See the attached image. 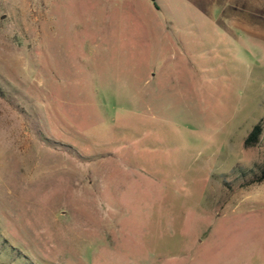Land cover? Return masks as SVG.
Here are the masks:
<instances>
[{"label":"rangeland","instance_id":"1","mask_svg":"<svg viewBox=\"0 0 264 264\" xmlns=\"http://www.w3.org/2000/svg\"><path fill=\"white\" fill-rule=\"evenodd\" d=\"M264 0H0V264H264Z\"/></svg>","mask_w":264,"mask_h":264},{"label":"trees","instance_id":"2","mask_svg":"<svg viewBox=\"0 0 264 264\" xmlns=\"http://www.w3.org/2000/svg\"><path fill=\"white\" fill-rule=\"evenodd\" d=\"M263 132H264V121L261 119L249 131V133L247 134V136L243 141V146L245 148L255 146L260 141V137L263 134ZM263 145H264V140H263ZM256 167H257V172L253 175L252 181L260 182L261 180L264 179V164L257 165Z\"/></svg>","mask_w":264,"mask_h":264}]
</instances>
